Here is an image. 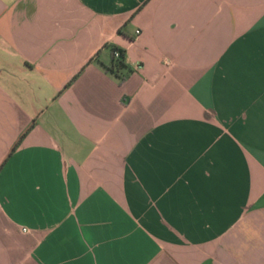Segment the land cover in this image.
Listing matches in <instances>:
<instances>
[{
	"label": "crops",
	"instance_id": "obj_1",
	"mask_svg": "<svg viewBox=\"0 0 264 264\" xmlns=\"http://www.w3.org/2000/svg\"><path fill=\"white\" fill-rule=\"evenodd\" d=\"M0 264H264V0H0Z\"/></svg>",
	"mask_w": 264,
	"mask_h": 264
},
{
	"label": "trees",
	"instance_id": "obj_2",
	"mask_svg": "<svg viewBox=\"0 0 264 264\" xmlns=\"http://www.w3.org/2000/svg\"><path fill=\"white\" fill-rule=\"evenodd\" d=\"M111 50L112 59L109 64L105 65V67L108 71L115 74L120 81H122L124 78L129 76L134 68L125 61V50L123 47L112 45ZM116 51H118V54H116ZM32 125H34V122L29 125L28 129L21 135V138L25 136Z\"/></svg>",
	"mask_w": 264,
	"mask_h": 264
},
{
	"label": "built area",
	"instance_id": "obj_3",
	"mask_svg": "<svg viewBox=\"0 0 264 264\" xmlns=\"http://www.w3.org/2000/svg\"><path fill=\"white\" fill-rule=\"evenodd\" d=\"M116 54H118V51H116ZM135 66H136V67H139V66H140V63H139V62H136V63H135ZM24 229H26V228H24Z\"/></svg>",
	"mask_w": 264,
	"mask_h": 264
}]
</instances>
